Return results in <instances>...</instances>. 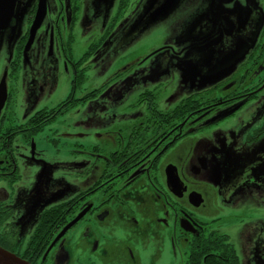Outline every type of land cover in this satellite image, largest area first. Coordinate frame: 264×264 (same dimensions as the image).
Wrapping results in <instances>:
<instances>
[{"label": "flooded vegetation", "instance_id": "1", "mask_svg": "<svg viewBox=\"0 0 264 264\" xmlns=\"http://www.w3.org/2000/svg\"><path fill=\"white\" fill-rule=\"evenodd\" d=\"M115 1L15 0L0 29V246L31 264H264V0H156L172 41L141 58L166 59L132 100L120 70L83 84L147 2ZM60 77L67 96L36 107ZM91 98L104 109L55 129L72 156L47 165L32 137Z\"/></svg>", "mask_w": 264, "mask_h": 264}, {"label": "rangeland", "instance_id": "2", "mask_svg": "<svg viewBox=\"0 0 264 264\" xmlns=\"http://www.w3.org/2000/svg\"><path fill=\"white\" fill-rule=\"evenodd\" d=\"M113 0H110L112 2ZM115 0L111 5V9L114 8ZM153 0H147L146 3H141L137 9H133L125 20V29L121 32L116 31L113 35L111 34L107 41L108 45L106 48L100 47L93 57V61H90L89 67L84 72L83 84L86 87L94 86L110 75L120 70L122 73V80L120 83L125 84V82H133V88L130 91V95L126 96L127 100L134 99L141 90L143 86H140L144 82L143 75L145 71L153 64H157L159 61H163L166 58L160 56L156 58L153 62L151 60L146 61V59H141L149 51L163 45L165 40L168 38L172 41V37L168 36L167 30V20H163L160 13H156V17H152L151 6L153 5ZM175 2L171 3L165 10L170 8V12L174 7ZM103 2L99 4L102 8ZM148 5V6H146ZM133 3L130 5L132 8ZM166 12V14L168 13ZM160 15V16H159ZM160 17V18H159ZM83 23L85 22V17L82 18ZM95 20H92V23ZM84 27V26H83ZM89 38L85 34L75 31V46L74 53L75 56H79L84 50L86 44L89 42ZM71 72V71H70ZM138 72H141V77L138 76ZM139 86V87H138ZM55 93L51 95H45L42 101L36 104V107H50L55 105L57 102L61 101L67 96L70 89V84L67 78H59L55 82ZM102 102L107 103V101H100L96 99H87L78 105V109L73 110L69 115L62 116L58 115L54 118L42 131L35 134L32 138L35 149L40 152V156H44L48 165V157L59 156L60 157H70L72 154L67 151L70 148V144H64L63 138L59 141H54L55 139V129L58 131L65 132L69 125L70 127H75L77 122L81 120V117H86L90 114L96 113L102 109ZM20 111V110H18ZM76 111V112H75ZM18 114H20L18 112ZM71 140H70V142ZM210 168L203 171L199 177L203 179H208ZM48 177V171L46 172ZM45 176L43 183H47L48 179ZM37 193L38 190L34 192V195L30 199L35 201V210L37 208ZM47 205V204H46ZM264 214L261 213V240H264Z\"/></svg>", "mask_w": 264, "mask_h": 264}, {"label": "water", "instance_id": "3", "mask_svg": "<svg viewBox=\"0 0 264 264\" xmlns=\"http://www.w3.org/2000/svg\"><path fill=\"white\" fill-rule=\"evenodd\" d=\"M156 0H153L155 2ZM14 2L15 0H0V29L4 27L10 20L13 9H14ZM157 11L155 10L152 17H156ZM40 16L36 18L34 23H38ZM6 98V89L5 83H0V110L3 107V103ZM73 223V222H72ZM71 224L66 225L61 233L65 231ZM0 264H31L28 261L20 258L19 256L15 255L14 253L4 249L0 246Z\"/></svg>", "mask_w": 264, "mask_h": 264}]
</instances>
